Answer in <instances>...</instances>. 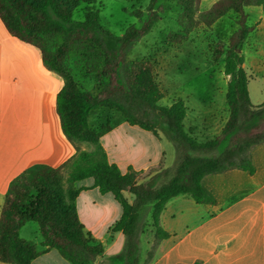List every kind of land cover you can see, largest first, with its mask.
I'll list each match as a JSON object with an SVG mask.
<instances>
[{
  "label": "trees",
  "instance_id": "trees-1",
  "mask_svg": "<svg viewBox=\"0 0 264 264\" xmlns=\"http://www.w3.org/2000/svg\"><path fill=\"white\" fill-rule=\"evenodd\" d=\"M97 1L0 0V17L9 33L38 49L43 68L63 79L56 111L63 135L77 149L75 157L61 167L38 165L11 183L0 217L3 264H33L51 250L58 251L71 264H95L104 254V246L87 232L75 206L80 194L76 184L88 179H94L102 194L114 195L122 205V217L112 231L125 236V248L117 257L125 264H140L141 238L146 233L142 213L152 207L155 240L146 261L151 264L159 246L171 237L161 219L172 199L189 196L198 205L216 206L217 198L204 183L208 176L231 170L255 175L257 171L252 152L264 146V103L256 106L252 102L250 75L242 51L256 29L248 25L246 8L264 9V0H219L200 16L199 23L206 28L231 13L238 16V30L229 44L219 42L215 53L217 58L225 56L229 118L221 133L208 142H200L186 130L188 108L184 101L160 106L164 94L154 64L128 60L135 45L159 23L155 7L161 0H152L141 28L130 27L122 37L101 26V12L92 7ZM82 5H89L85 20L74 21L73 15ZM135 14L139 19L144 17L141 11ZM74 50L102 56L97 91L85 88L70 76L68 63ZM100 109L117 111L129 125L156 136L162 133L175 147L174 166L141 182L144 171L130 168L124 173L112 164L101 144V138L112 127L97 130L90 124L92 114ZM88 142L94 145L92 151L81 147ZM127 192L135 197L134 202L128 200ZM29 222L39 225L42 250L37 243L20 236Z\"/></svg>",
  "mask_w": 264,
  "mask_h": 264
},
{
  "label": "crops",
  "instance_id": "crops-1",
  "mask_svg": "<svg viewBox=\"0 0 264 264\" xmlns=\"http://www.w3.org/2000/svg\"><path fill=\"white\" fill-rule=\"evenodd\" d=\"M63 86L58 74L43 68L40 51L12 36L0 17V217L9 187L22 173L38 165L59 168L77 154L62 133L56 111V97ZM101 144L110 162L124 173L130 168L146 172L162 162L170 168L176 160L175 147L165 136L125 120L104 135ZM252 155L255 175L231 170L204 180L217 198L216 206L198 205L189 196L168 203L161 223L171 237L159 246L151 264H264V146L255 148ZM76 188L79 218L104 246L95 264H125L117 258L125 248V236L112 231L122 217V205L114 195L102 194L94 179L79 182ZM125 195L134 202V196ZM29 224L20 232L24 240ZM211 224L214 229L209 230ZM147 232V256L140 257V264H147L155 240L152 224ZM33 264L71 263L51 250Z\"/></svg>",
  "mask_w": 264,
  "mask_h": 264
},
{
  "label": "rangeland",
  "instance_id": "rangeland-1",
  "mask_svg": "<svg viewBox=\"0 0 264 264\" xmlns=\"http://www.w3.org/2000/svg\"><path fill=\"white\" fill-rule=\"evenodd\" d=\"M217 1L219 0L159 1L155 7L159 11V23L148 36L135 45L128 56L131 63L149 61L154 64L157 82L164 94L160 106L170 107L180 100L184 101L188 108L186 130L200 142H208L218 136L229 118V77L225 75V56L217 58L215 53L219 42L229 44L230 38L238 30V16L231 13L212 28H206L199 23L202 13L208 11ZM151 2L152 0H98L92 7L101 12V26L122 37L130 27L143 26L148 18ZM88 8L89 5L79 7L73 20L83 22ZM137 11L143 12L142 19L136 16ZM246 14L248 25L256 29L245 43L242 55L251 77L249 90L252 101L259 105L264 100V9L248 7ZM102 66V56L85 50H74L68 63L70 76L92 91L98 89V76ZM90 121L93 129L102 130L113 128L124 121V118L117 111L100 109L92 114ZM81 147L85 150L87 147L88 151L94 149V145L89 142ZM166 168L164 162L151 167L141 176V182L149 181ZM65 189L63 187V193ZM127 194L132 195L129 192ZM142 218L146 234L142 240L143 253L140 257L144 260L147 256V239L150 236L147 230L152 224L151 206L145 209ZM212 225L207 228L214 229ZM24 236L37 244L42 242L37 223L30 222L28 233Z\"/></svg>",
  "mask_w": 264,
  "mask_h": 264
}]
</instances>
